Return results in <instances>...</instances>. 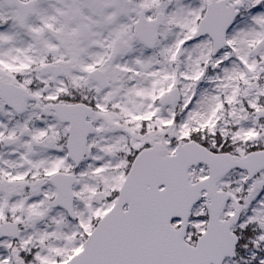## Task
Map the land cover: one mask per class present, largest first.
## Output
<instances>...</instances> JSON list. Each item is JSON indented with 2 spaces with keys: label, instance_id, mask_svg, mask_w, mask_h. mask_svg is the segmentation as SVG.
Wrapping results in <instances>:
<instances>
[{
  "label": "snow or ice",
  "instance_id": "1",
  "mask_svg": "<svg viewBox=\"0 0 264 264\" xmlns=\"http://www.w3.org/2000/svg\"><path fill=\"white\" fill-rule=\"evenodd\" d=\"M0 264H264V0H0Z\"/></svg>",
  "mask_w": 264,
  "mask_h": 264
}]
</instances>
